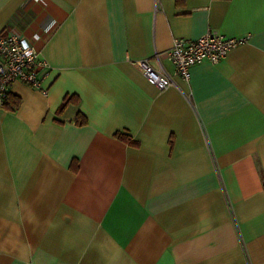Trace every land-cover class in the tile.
<instances>
[{
	"label": "crops",
	"instance_id": "1",
	"mask_svg": "<svg viewBox=\"0 0 264 264\" xmlns=\"http://www.w3.org/2000/svg\"><path fill=\"white\" fill-rule=\"evenodd\" d=\"M42 11L47 92L0 104V264H264V0H0V36ZM209 29L248 39L185 80L173 40Z\"/></svg>",
	"mask_w": 264,
	"mask_h": 264
},
{
	"label": "built area",
	"instance_id": "2",
	"mask_svg": "<svg viewBox=\"0 0 264 264\" xmlns=\"http://www.w3.org/2000/svg\"><path fill=\"white\" fill-rule=\"evenodd\" d=\"M57 25L58 20L52 14L42 11L25 31L0 36V104H5L9 86L16 79L47 92L42 82L51 66L41 56L38 46ZM247 39L248 36L227 37L209 29L195 40L175 38L168 58L175 71L188 80L192 65L205 62L215 64L232 48L246 43ZM136 64L158 89L163 90L172 85L173 80L168 74L155 71L146 60L136 61Z\"/></svg>",
	"mask_w": 264,
	"mask_h": 264
},
{
	"label": "trees",
	"instance_id": "3",
	"mask_svg": "<svg viewBox=\"0 0 264 264\" xmlns=\"http://www.w3.org/2000/svg\"><path fill=\"white\" fill-rule=\"evenodd\" d=\"M73 99V96H67L64 98L62 104L60 105L58 111H63L64 108L67 106V104L70 102V100ZM19 104V100L18 99H15L13 97H10L7 95L6 97V102H5V107L8 108V109H14L16 106H18ZM76 120L77 122L79 123H86V118L84 116H82L80 113H77V116H76ZM115 136L119 139H122L123 141H126L127 143L129 144H136V142H134L131 137L127 134V133H123V132H116L115 133Z\"/></svg>",
	"mask_w": 264,
	"mask_h": 264
}]
</instances>
